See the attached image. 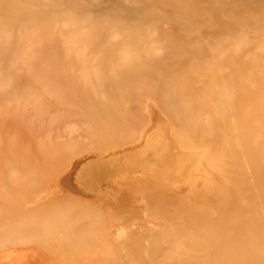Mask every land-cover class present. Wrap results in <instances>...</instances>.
<instances>
[{"label":"rangeland","instance_id":"374dc122","mask_svg":"<svg viewBox=\"0 0 264 264\" xmlns=\"http://www.w3.org/2000/svg\"><path fill=\"white\" fill-rule=\"evenodd\" d=\"M19 3L0 264H264V0Z\"/></svg>","mask_w":264,"mask_h":264},{"label":"bare ground","instance_id":"6f19581e","mask_svg":"<svg viewBox=\"0 0 264 264\" xmlns=\"http://www.w3.org/2000/svg\"><path fill=\"white\" fill-rule=\"evenodd\" d=\"M1 5V4H0ZM127 7V6H126ZM113 11V10H112ZM29 12H31L30 11V9H28L27 8V6H25L23 3H19L18 5L16 4V6H15V9L14 10H11V11H9V12H7V13H5V15L3 14V15H1L0 14V30L2 29V25L4 24V23H6V22H8V21H10V20H12L13 18L14 19H16V20H18V19H20V20H24V18L29 14ZM122 12V11H121ZM116 19V18H115ZM116 21V20H115ZM113 22V21H112ZM107 23V22H106ZM132 41V40H131ZM175 44H176V42H174ZM133 45V44H132ZM99 46V45H98ZM167 46H169V45H167ZM176 46V45H175ZM133 47V46H132ZM111 53H113V52H111ZM108 55V54H107ZM114 56V55H113ZM122 65V64H121ZM246 69V68H245ZM135 74V73H134ZM178 75V74H177ZM181 77V76H180ZM245 86V85H244ZM247 86V85H246ZM178 89V88H177ZM188 89V88H187ZM167 90H169V89H167ZM169 93H170V101H171V104L173 105V106H175L176 107V109H177V117H181V115L183 114V111H184V109H185V106H186V104H185V101H184V99H182L181 97H178V96H176L175 95V93H173L172 91H171V89H170V91H168ZM190 102V101H189ZM170 103V102H169ZM173 106H171V107H173ZM174 107V108H175ZM175 110V109H174ZM188 110V109H187ZM176 111V110H175ZM175 114V113H174ZM181 119V118H180ZM179 119V120H180ZM244 119V118H243ZM185 120V119H184ZM188 123H190V122H188ZM114 124H116V123H114ZM30 229L31 230H34V231H36V232H42L43 231V229L41 230V227L40 226H34V227H30ZM102 230V229H101ZM104 230V229H103ZM102 230V231H103ZM26 232H28V231H26ZM29 234H20L19 235V237L18 238H23V237H26V236H28ZM45 235V234H44ZM49 235V234H48ZM53 236L55 235V237L56 236H59V235H61V234H52ZM92 245H93V243H92ZM94 246V245H93ZM92 247V246H91ZM68 257V256H67ZM67 260V259H66Z\"/></svg>","mask_w":264,"mask_h":264}]
</instances>
